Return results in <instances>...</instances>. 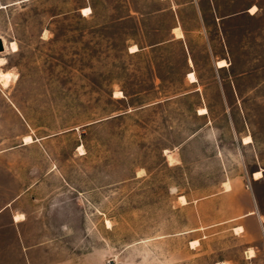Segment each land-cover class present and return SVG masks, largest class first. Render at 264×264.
I'll return each instance as SVG.
<instances>
[{
    "label": "rangeland",
    "instance_id": "374dc122",
    "mask_svg": "<svg viewBox=\"0 0 264 264\" xmlns=\"http://www.w3.org/2000/svg\"><path fill=\"white\" fill-rule=\"evenodd\" d=\"M173 1L188 51L157 45L179 33L169 1L0 0V264H264V241L254 248L228 225L191 242L192 213L175 202L189 178L200 195L208 176H242L241 131L264 136L260 25L215 21L207 41L193 12L208 0ZM251 2L214 0L218 15ZM238 72L246 79L222 95ZM48 170L38 201L28 185Z\"/></svg>",
    "mask_w": 264,
    "mask_h": 264
},
{
    "label": "crops",
    "instance_id": "0c3cea01",
    "mask_svg": "<svg viewBox=\"0 0 264 264\" xmlns=\"http://www.w3.org/2000/svg\"><path fill=\"white\" fill-rule=\"evenodd\" d=\"M162 1H169L172 4V10H170L173 13V18H175V23H173L171 27L172 31L170 32L173 33V31H179V33L176 37L172 36L168 39H163L162 41L158 42L157 45L165 46L168 43L179 40V42L188 51L190 46L187 43V38L185 35L186 30L181 19L182 10L178 5L174 4L173 0ZM262 2H264V0H252V2L242 10L218 15L216 11L218 10V5L214 3V0H208V7H206L205 9L196 7L194 9L193 16H198L200 27L204 29L207 41L208 34L213 29L215 21L217 22V24L219 23L221 28L224 27L225 23H229L234 18L237 19L238 23L241 19L251 21L253 28L258 23V25H260L258 36L256 32L253 33V37L251 40L261 41L264 40V5H262ZM188 3L190 5L193 3L197 5V0H188ZM253 7L255 9L254 12L251 13L250 9ZM243 39L244 41L246 40L247 42H249V31L243 35ZM132 47L136 48V51L134 52H137L141 49L139 47H136V45H133ZM247 48L250 50L249 46H247ZM253 48L256 47L254 46ZM243 50L245 51H243L242 56L245 57V55L248 56L250 54L246 52V48ZM134 52L131 51V53ZM239 53L241 54L240 50ZM191 56L192 55L188 53L186 64L188 65L189 70L185 74V79L187 80L188 85H192L191 91L198 92L201 91V85L199 83L200 78H198L196 70L194 69V60ZM253 56V63H262L261 53H259V56ZM218 61H225L227 66L218 68L216 66V63ZM229 64L230 63L226 57H219L215 60V67L219 71H225V69L227 70ZM190 73L194 75L196 79L195 82H190L188 80V75ZM243 75H245V72H238L236 75H230L229 78L232 80L231 86H228V84L223 85L221 88L222 95H230L231 89L229 87L235 89L234 81L236 82V80L246 79V77H243ZM207 113L208 111L206 109L205 114ZM205 114L198 113V115ZM241 132L243 133L239 136L238 146L241 159L247 170L245 173H243L242 176H240L239 178H229L228 176L224 178L220 173L214 182L209 180L208 176V190L206 189L204 193H201L200 195H194L196 189L192 187L191 178H189L188 190L179 191L176 195L175 202L186 207L188 211L192 213L190 229L187 232L191 234L198 233V235L193 236V238L196 239H193L191 242L199 241L202 238L207 239L208 236L206 235V230L222 225L230 226V230L233 233L242 236L245 240L256 242L258 245L254 244V248L261 246V242L264 241V136L261 135L260 132H258V136H256V133H252L251 135L245 130ZM247 136L250 137V142L244 143L243 138ZM213 152V144L212 142H210V140H208L209 156ZM218 156L221 155H219L218 153V155L215 156L217 157L216 159H218ZM209 159L210 158H208V161ZM255 161H258V164H256ZM50 173L51 170H48L43 174L40 173L35 176L34 181L29 183L28 191L30 197L34 194V198L36 200H38L39 198L38 201L45 202L42 200V196L38 194V189H40L42 187V184L46 182ZM256 173H260V176L258 178L254 177V174ZM226 185H228V188L225 187ZM62 189L60 190V192L64 191ZM181 197L185 200L184 203L180 201ZM16 198L18 197H15L14 201L16 200ZM3 210L4 207L0 208V214ZM20 217H22V219H20ZM12 220L14 223H19L24 221L25 218L23 215L18 214L13 215ZM236 229H238L237 232ZM255 257V254L252 257L248 255L249 260Z\"/></svg>",
    "mask_w": 264,
    "mask_h": 264
},
{
    "label": "bare ground",
    "instance_id": "6f19581e",
    "mask_svg": "<svg viewBox=\"0 0 264 264\" xmlns=\"http://www.w3.org/2000/svg\"><path fill=\"white\" fill-rule=\"evenodd\" d=\"M82 13H83V15H85V13H90V9L88 8V7H86V8H84V9H82ZM6 47V46H5ZM10 49H11V51H16V45H15V43H10ZM131 51H136V48L135 47H132L131 48ZM1 64H3V59H0V65ZM219 64H221V62H218L217 63V65H219ZM188 77H189V79H190V81H194V76H193V74H189L188 75ZM9 78V76H8V74H4V73H2V72H0V80L2 79V80H7ZM1 80V81H2ZM24 141L25 142H29L30 141V138L29 137H26V138H24ZM243 142L244 143H248L249 141H248V139H243ZM260 176V173H256V174H254V177L255 178H258ZM16 218V217H15Z\"/></svg>",
    "mask_w": 264,
    "mask_h": 264
},
{
    "label": "water",
    "instance_id": "95a60500",
    "mask_svg": "<svg viewBox=\"0 0 264 264\" xmlns=\"http://www.w3.org/2000/svg\"><path fill=\"white\" fill-rule=\"evenodd\" d=\"M3 50H4L3 42H2V40L0 39V52H2Z\"/></svg>",
    "mask_w": 264,
    "mask_h": 264
},
{
    "label": "snow or ice",
    "instance_id": "6c2138e0",
    "mask_svg": "<svg viewBox=\"0 0 264 264\" xmlns=\"http://www.w3.org/2000/svg\"><path fill=\"white\" fill-rule=\"evenodd\" d=\"M85 14H87V13H85ZM20 219H22V217H20Z\"/></svg>",
    "mask_w": 264,
    "mask_h": 264
}]
</instances>
